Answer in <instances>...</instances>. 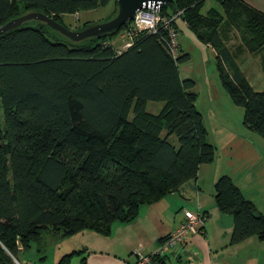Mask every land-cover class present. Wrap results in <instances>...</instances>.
Here are the masks:
<instances>
[{
	"label": "trees",
	"instance_id": "trees-1",
	"mask_svg": "<svg viewBox=\"0 0 264 264\" xmlns=\"http://www.w3.org/2000/svg\"><path fill=\"white\" fill-rule=\"evenodd\" d=\"M205 1L168 0L158 15L173 18L177 33L180 19L214 49L221 86L242 109V124L264 140V90L255 91L235 63L244 51L264 54V13L241 0H213L221 11L203 14ZM110 2L102 22L115 16L116 0H0V26L39 12L70 29L65 15ZM132 24L80 42L33 20L0 35V264H18L32 244L42 254L45 239L108 238L114 224L134 222L143 206L214 161L195 82L179 76L189 54L178 45V56L169 55L161 23L155 32ZM234 33L240 43L231 51ZM121 34L127 41L118 50L112 41ZM148 102L162 104L157 114L146 111ZM213 190L218 210L232 217L228 246L249 238L264 243V214L232 180L221 176ZM85 254L72 251L56 264L74 257L86 264Z\"/></svg>",
	"mask_w": 264,
	"mask_h": 264
},
{
	"label": "crops",
	"instance_id": "crops-1",
	"mask_svg": "<svg viewBox=\"0 0 264 264\" xmlns=\"http://www.w3.org/2000/svg\"><path fill=\"white\" fill-rule=\"evenodd\" d=\"M241 1L264 13V0ZM232 40L226 44L230 50ZM239 56H242V63L252 65L253 62L254 68L264 73V54L244 51ZM225 105L227 103L214 104L211 100L206 114L198 110L216 156L212 163L199 167L195 179L182 184L157 203L143 206L134 222L114 224L108 238L84 233L60 242L50 240L54 246L52 260L58 262L63 255L85 248L86 264H132L137 259L136 253L154 256L161 243L159 239L177 229L183 211L190 210L204 214V229L168 250L162 257L163 264H264V243L258 239L249 238L228 246L232 217L222 214L213 199L215 182L221 176H228L244 197L264 214V154L257 148L264 149V142L242 124V111L234 107L226 109ZM58 245L62 247L59 249ZM76 258L78 263H72V259L71 264H79L80 259ZM22 261L20 258L19 263L25 264Z\"/></svg>",
	"mask_w": 264,
	"mask_h": 264
},
{
	"label": "rangeland",
	"instance_id": "rangeland-1",
	"mask_svg": "<svg viewBox=\"0 0 264 264\" xmlns=\"http://www.w3.org/2000/svg\"><path fill=\"white\" fill-rule=\"evenodd\" d=\"M210 8H215L221 11L220 6L213 0H206L201 12L205 14ZM111 11L112 3L110 2L106 7L80 12L76 15H65L63 17V23L71 30L77 31L76 28L82 26L84 23L95 24L102 22ZM177 24L179 27L177 43L180 47L181 54H189L190 56L189 61L178 66L179 76L181 79H192L195 82L193 91L196 94V108L206 114V108L210 105L212 100L214 104L216 102L227 103V105L224 106L226 109L234 107V109L242 111L241 108L232 104L229 96L221 86L216 68V53L214 52V49L195 38L180 19L177 20ZM126 41L127 38H121V35H118L113 38L112 42L118 47V50H122L125 49L124 44ZM238 43V36L234 33V38L230 43L231 50H234ZM241 60L242 56L235 57V62L238 68L243 72L253 89L257 91L264 90V73L261 72L260 69L257 71V69L254 68V66L256 67L255 63L252 62V65H245ZM161 106V103L148 102L146 105V111L152 114H157L161 109ZM261 141L264 142V140ZM257 148L264 154L263 148L260 146ZM61 247L62 246L59 245L57 246L59 249ZM41 248L42 254H39L37 252V246L32 244L29 251L20 254L19 260L20 258H23L22 262H25V264H56L57 261L52 260L54 246L50 239L43 240ZM42 256H44L45 259L39 260ZM73 259L72 263H78L76 257Z\"/></svg>",
	"mask_w": 264,
	"mask_h": 264
},
{
	"label": "built area",
	"instance_id": "built-area-1",
	"mask_svg": "<svg viewBox=\"0 0 264 264\" xmlns=\"http://www.w3.org/2000/svg\"><path fill=\"white\" fill-rule=\"evenodd\" d=\"M158 10L159 8L154 9L152 7L139 10L134 16L132 24L133 28L136 31L149 30L155 32L156 27L159 23H161V26L167 33L165 41L167 51L169 55L175 59L178 56V33L171 25L173 18L162 19L158 15ZM125 37V34H121V38ZM125 46H128V44ZM204 222L205 217L202 213L184 210L183 219L179 223V226L160 243L154 256L136 253L137 259L132 264H163L161 259L165 253L177 243L184 242L189 235L200 234L202 232V228L204 227Z\"/></svg>",
	"mask_w": 264,
	"mask_h": 264
},
{
	"label": "water",
	"instance_id": "water-1",
	"mask_svg": "<svg viewBox=\"0 0 264 264\" xmlns=\"http://www.w3.org/2000/svg\"><path fill=\"white\" fill-rule=\"evenodd\" d=\"M167 1L168 0H116L117 12L114 17L104 22L89 25L88 27L78 31L67 29L42 13L29 12L17 18L11 19L4 25L0 26V35L10 29L20 26L25 22L33 20L46 23L53 30L57 31L72 42H80L85 39L116 33L123 25L133 20L139 10L147 7L158 9Z\"/></svg>",
	"mask_w": 264,
	"mask_h": 264
}]
</instances>
